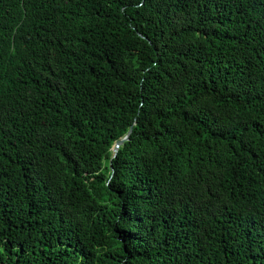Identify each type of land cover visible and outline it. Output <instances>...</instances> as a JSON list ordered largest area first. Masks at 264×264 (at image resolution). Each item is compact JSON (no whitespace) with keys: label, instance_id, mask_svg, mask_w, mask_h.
Wrapping results in <instances>:
<instances>
[{"label":"trees","instance_id":"16d2710c","mask_svg":"<svg viewBox=\"0 0 264 264\" xmlns=\"http://www.w3.org/2000/svg\"><path fill=\"white\" fill-rule=\"evenodd\" d=\"M0 264H264V0H0Z\"/></svg>","mask_w":264,"mask_h":264},{"label":"water","instance_id":"95a60500","mask_svg":"<svg viewBox=\"0 0 264 264\" xmlns=\"http://www.w3.org/2000/svg\"><path fill=\"white\" fill-rule=\"evenodd\" d=\"M130 133H131V129L128 130L127 134L124 137H122L121 139H119V140H117V141L114 142V144L112 145V148H111L112 149V157L114 156V153L117 150V148L122 143H124L125 141L128 140V137H129Z\"/></svg>","mask_w":264,"mask_h":264}]
</instances>
